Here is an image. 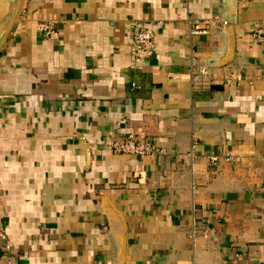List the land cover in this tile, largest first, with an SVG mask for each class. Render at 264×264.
<instances>
[{
    "label": "crops",
    "instance_id": "crops-1",
    "mask_svg": "<svg viewBox=\"0 0 264 264\" xmlns=\"http://www.w3.org/2000/svg\"><path fill=\"white\" fill-rule=\"evenodd\" d=\"M235 8L230 23V0L21 1L0 48L16 264H264V0ZM137 29L152 56L133 57ZM130 137L166 153L110 150Z\"/></svg>",
    "mask_w": 264,
    "mask_h": 264
},
{
    "label": "built area",
    "instance_id": "built-area-1",
    "mask_svg": "<svg viewBox=\"0 0 264 264\" xmlns=\"http://www.w3.org/2000/svg\"><path fill=\"white\" fill-rule=\"evenodd\" d=\"M218 21V20H217ZM224 26H227L228 23L224 22ZM39 31L43 33L46 37L54 39L58 36L55 31L54 25L52 23H42L39 26ZM194 33L196 34H206V29L200 27H195ZM256 41H264V33L262 30L255 31ZM131 52L134 58H142L152 56L156 52V45L154 40V33L150 30L137 29L132 42ZM192 74L196 79L203 80L208 77V71L206 69H201L198 73L195 69L192 70ZM233 80L242 81L240 75H232L226 81V84L230 85ZM110 150L115 154H125V155H135L139 157H149V156H160L165 155V151L156 150L149 141L142 140L140 142L134 141L133 137H130L128 140L123 142H116L110 145ZM198 151L197 143H193L190 151V156L192 159L195 158ZM232 160L233 158L230 157ZM210 162L214 165L220 162L218 157H210ZM0 239L5 244V254L2 257L1 264H16L13 260L12 251L13 247L8 240L6 234L1 233Z\"/></svg>",
    "mask_w": 264,
    "mask_h": 264
},
{
    "label": "water",
    "instance_id": "water-1",
    "mask_svg": "<svg viewBox=\"0 0 264 264\" xmlns=\"http://www.w3.org/2000/svg\"><path fill=\"white\" fill-rule=\"evenodd\" d=\"M22 0H0V48L7 38L9 30L15 20ZM234 8L230 23H236V4L238 0H230Z\"/></svg>",
    "mask_w": 264,
    "mask_h": 264
}]
</instances>
